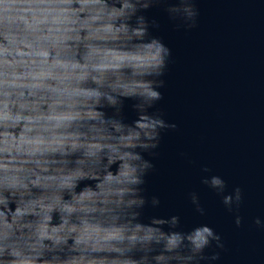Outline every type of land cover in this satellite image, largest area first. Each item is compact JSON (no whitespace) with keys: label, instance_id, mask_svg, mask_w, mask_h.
<instances>
[{"label":"clouds","instance_id":"9594fccd","mask_svg":"<svg viewBox=\"0 0 264 264\" xmlns=\"http://www.w3.org/2000/svg\"><path fill=\"white\" fill-rule=\"evenodd\" d=\"M161 14L173 31L198 27L197 0H0V264L220 260L208 225L146 216L161 200L146 195L155 165L143 154L158 156L177 128L157 107L172 56L154 34ZM200 183L239 212L241 188L225 195L219 175ZM189 199L205 215L195 191Z\"/></svg>","mask_w":264,"mask_h":264},{"label":"water","instance_id":"95a60500","mask_svg":"<svg viewBox=\"0 0 264 264\" xmlns=\"http://www.w3.org/2000/svg\"><path fill=\"white\" fill-rule=\"evenodd\" d=\"M197 7L195 29L173 31L161 14L162 28L154 33L172 51L157 107L177 128L162 133L158 156L143 154L155 165L146 195L161 200L146 216L179 215L186 231L213 228L224 249L212 264H264V228L254 224L256 217L264 221V0H197ZM131 103L124 108L129 123L136 118ZM205 166L211 173L201 172ZM202 175L221 176L225 195L241 188L238 213L200 183ZM193 191L203 216L190 202Z\"/></svg>","mask_w":264,"mask_h":264}]
</instances>
